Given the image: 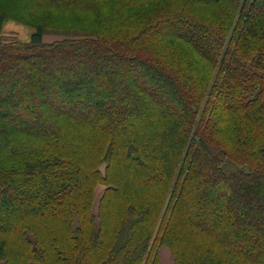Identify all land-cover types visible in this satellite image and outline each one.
Masks as SVG:
<instances>
[{
  "label": "trees",
  "instance_id": "16d2710c",
  "mask_svg": "<svg viewBox=\"0 0 264 264\" xmlns=\"http://www.w3.org/2000/svg\"><path fill=\"white\" fill-rule=\"evenodd\" d=\"M8 1L0 264H264V0Z\"/></svg>",
  "mask_w": 264,
  "mask_h": 264
},
{
  "label": "rangeland",
  "instance_id": "374dc122",
  "mask_svg": "<svg viewBox=\"0 0 264 264\" xmlns=\"http://www.w3.org/2000/svg\"><path fill=\"white\" fill-rule=\"evenodd\" d=\"M6 4H10V5H13V6L17 5L19 9H22V10L25 9V7L23 6V5H25L24 0H22V1L9 0ZM33 32H34V29H33L32 26L26 25V24H24V23H22L20 21H16L14 19L13 20L12 19H6L3 22L2 34L4 35V38L7 39V40L17 39V40H20V41H27L29 39L30 35ZM194 34H198V33L194 32ZM58 38H60V37L55 32H47L44 35V41L45 42H51V41H53L55 39H58ZM211 41L208 40V37H206V44L211 42ZM51 67H53V66L51 64H49V63L43 64V69H45V70H49L50 71V69H52ZM211 73L212 74H211L210 86L212 85V83L214 81L213 77L216 76L217 74H219L218 68H215V69L213 68ZM132 79H133V77L131 79H129V80L128 79H124V81L126 82L124 86L128 88L127 84H129V83H132L133 87L141 84L139 88L142 87V90H144V88H147V90H149L150 85H148L147 83H145V82L141 83L137 79V77H136V79L134 81H132ZM7 86H9V84L5 85L4 88L7 87ZM133 87L126 91V93H128L127 95L129 97L124 99L128 109L130 111H132L131 108H133V107L136 108V107L139 106V104H138V106H133L134 104H136V102L134 101L133 97L130 96V94L132 93ZM101 95L105 98L106 102L109 103V105H114V107H115V102L113 101V99L110 97L109 94L103 93ZM157 99H158L159 102H161L166 107L165 109H167V111H172L173 109H175L174 104L171 105V104H168V103L166 104V103L163 102V101L166 100V97L158 96ZM167 99H168V97H167ZM72 110H74L76 112V115H78V114L82 115V113H83L84 118H88L89 117V116H87V115H89L88 112H86L87 113L86 114L85 112H81V110H76L75 108H73ZM70 112H71V110H70ZM142 113L143 112H140L139 114H134V118L142 117L141 119L144 118L143 120L150 121L147 117L141 116ZM174 113L176 115H178V111H175ZM32 117H34V116H32ZM76 117H79V116H76ZM124 117L125 118L122 120L123 124H125V121L128 120V113L124 114ZM124 126L126 127V125H124ZM207 186L208 185L205 184V186H204L205 189L208 188ZM103 189H104V186H101V185H98V186L96 185V187H95V190H94V193H93V200H92L93 202H92V207H91V209H93V213H96V211H97L98 199L101 196ZM210 200H211V202L216 203V202L220 201V198H219V196L217 197V196L213 195L210 198ZM199 211H200V214L202 216H207L208 213H209L207 208L206 209H204V208L202 209L200 207ZM239 220L241 222H247L248 221V219L245 216H241V218H239ZM252 222L254 223V225L256 224L253 220H252ZM29 237L32 239V237L30 235H29ZM152 253H153V255L157 256L158 264H175L174 258L172 256L170 250L168 248H166V247H160L156 243L155 244V248L153 249Z\"/></svg>",
  "mask_w": 264,
  "mask_h": 264
}]
</instances>
